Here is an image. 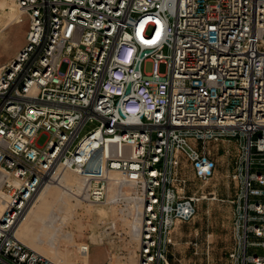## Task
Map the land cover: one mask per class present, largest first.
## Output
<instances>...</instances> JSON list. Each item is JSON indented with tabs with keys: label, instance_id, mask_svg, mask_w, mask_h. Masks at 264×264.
<instances>
[{
	"label": "built area",
	"instance_id": "1",
	"mask_svg": "<svg viewBox=\"0 0 264 264\" xmlns=\"http://www.w3.org/2000/svg\"><path fill=\"white\" fill-rule=\"evenodd\" d=\"M16 2L29 28L0 66V264H61L18 229L66 170L93 203L116 189L100 243L136 239V264H171L220 150L228 263L264 264V0Z\"/></svg>",
	"mask_w": 264,
	"mask_h": 264
},
{
	"label": "rangeland",
	"instance_id": "2",
	"mask_svg": "<svg viewBox=\"0 0 264 264\" xmlns=\"http://www.w3.org/2000/svg\"><path fill=\"white\" fill-rule=\"evenodd\" d=\"M19 14L16 0H0V66L14 58L18 49L25 43L28 23L26 20L15 22ZM147 66L149 69L151 63L148 62ZM222 152L217 151L221 156L213 178L206 183L193 179V185L196 188L201 187L200 190H204L207 196L199 201L194 218L176 227L174 232L176 245L171 250V264H229L227 253L231 246L232 206L222 198L233 193L234 189L226 187L227 179L224 176L226 165ZM63 173L73 179L72 189L79 194L77 197L81 200L76 196L68 197L66 193L63 194L62 189H67V186L58 185V177L41 189L32 209L39 204V196L43 189L49 188L52 194L48 196L45 212H54L59 217L53 226L56 229L54 243L56 249L50 247L44 240L41 244L35 245L36 250L61 264H136L135 249L138 247L136 239L116 242L109 237L100 243L103 221L120 216L116 205L111 203L115 198L116 189L111 188L107 202L93 203L86 199L84 191L80 193L77 190L81 189L79 185H83L82 179L72 170ZM124 189L130 188L125 186ZM41 226L42 222H36L34 230L39 231ZM41 237L49 238L48 235ZM89 237L99 244L92 247L88 258H83L78 253V246Z\"/></svg>",
	"mask_w": 264,
	"mask_h": 264
},
{
	"label": "bare ground",
	"instance_id": "3",
	"mask_svg": "<svg viewBox=\"0 0 264 264\" xmlns=\"http://www.w3.org/2000/svg\"><path fill=\"white\" fill-rule=\"evenodd\" d=\"M58 178H59V181H57L58 185H61L63 187L67 186V189H62L63 194L66 193L68 197H74V196L77 197L79 195V194H76L72 189V185L74 184L73 179H71L69 176L64 175L63 172H61L59 174ZM115 178L119 179L118 180L119 182L122 179L121 175L118 172L117 173L115 172ZM48 185H50V184H48ZM48 185H47V187H48ZM79 187L81 188L82 186L79 185ZM77 190L79 191L80 189H77ZM51 194H52V190H50L49 188L43 189V191L41 192V194L39 196V204L37 205V207L35 209H34V207H33V209L31 208L29 215H28L29 218L26 219L19 226L18 232H19L20 238L27 245H29L31 248L36 249L35 245L41 244L45 240L46 243L50 247L56 249V246L54 245L55 240H56V229L53 226H54V223L56 222V220L58 219L59 216H56L54 214V212H51V211L48 213L45 212V210L47 208L48 196H50ZM78 199L81 200L80 198H78ZM38 221L42 222V226L40 227L39 231H35L34 230V224ZM42 235H48L49 238L44 239L41 237ZM85 261L87 262L86 259H85Z\"/></svg>",
	"mask_w": 264,
	"mask_h": 264
},
{
	"label": "crops",
	"instance_id": "4",
	"mask_svg": "<svg viewBox=\"0 0 264 264\" xmlns=\"http://www.w3.org/2000/svg\"><path fill=\"white\" fill-rule=\"evenodd\" d=\"M25 20L27 21V23H28V28H29V19H28V16H26V15H24V20L21 21V22H24ZM15 22H19V21H16V20H15ZM27 31H28V29H27ZM27 31H26V35H27ZM7 36H8V34H7ZM7 36L5 35L4 38H6ZM25 43H26V37H25ZM25 43H24L23 45H21V47L18 49V51H19V50L25 45ZM18 51H17V52H18ZM85 241H92L91 249H92V247H93L94 245H98V244H99L97 241H93V240L91 239V237H89L88 240H85ZM91 249H90V252H91ZM89 255H90V253H89ZM89 255H88L87 257H83V258H88Z\"/></svg>",
	"mask_w": 264,
	"mask_h": 264
}]
</instances>
